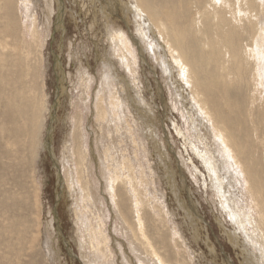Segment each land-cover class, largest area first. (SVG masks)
<instances>
[{
    "label": "bare ground",
    "instance_id": "obj_1",
    "mask_svg": "<svg viewBox=\"0 0 264 264\" xmlns=\"http://www.w3.org/2000/svg\"><path fill=\"white\" fill-rule=\"evenodd\" d=\"M34 1L15 2L17 6L23 5L26 11L25 18L28 23L25 22L26 25L22 27L17 25L18 22L14 18V0H0V151L3 149L0 152V161L2 160L0 196L4 194L3 198L6 200L9 197L6 172L9 173L10 169L13 172L15 167L19 169V163L13 166L16 164L14 160L16 158L12 156L20 155L18 147L22 146V155L28 152L29 158L34 161L43 124V108L40 101L44 97L40 99L38 94L43 90L42 85H39L42 79L39 61L42 43L39 42L41 37L36 17L39 1ZM129 2H132V5L127 2L123 9L128 12L126 14H132L134 17L137 26L134 28L139 40H135V43L132 41V46H125L126 53L121 52L122 55L125 58L130 54L136 56L137 48L134 46L138 45L140 54L137 55L142 57V45L145 44L149 47L151 57L158 62L168 79L175 76L173 85L176 87L177 82H180V89L176 91L177 98L190 102L187 109L181 101L182 110L187 115L188 123L195 130L197 143L201 145L202 153L198 148L200 154L198 158H201L204 169L217 186L218 190L212 189L219 192L221 209L223 213H227V208L233 209L237 213L235 214L237 224L247 230L249 235L247 243L251 247L250 252L244 248L247 262L254 264L252 258H255L257 264H264V91L262 93L257 88V84L261 82L256 73L258 64L264 60L262 42L264 17L262 13L258 14L257 2L255 0H129ZM260 7L264 8L262 4ZM34 9L37 12H34ZM261 12L264 14V11ZM44 13L45 23L48 25L51 4L46 0ZM113 31L107 32L109 46L112 42L123 43L124 40L122 42L121 39L125 34ZM124 44L129 45L127 42ZM116 46L115 44L111 46V52L117 50H114ZM157 49L164 53L163 61H157ZM129 51L132 53L129 54ZM100 62L103 73L99 76L98 88L93 95L94 118L90 124L93 132L88 130L91 135H95L93 140L98 141L100 148H97L95 155L92 147L89 148L92 152L86 147L88 140L86 141L87 133L83 125L87 116L85 113L90 107L89 99L93 97L90 96V92L87 94V89L92 90L96 79L95 76L93 78L89 76L87 71L79 72L81 74L79 88L85 96L82 98L81 94L80 102L83 103L76 104L81 108L76 109L79 111L75 114L74 123L71 122L73 123L69 136L71 144L68 142L64 144L67 159L71 158L70 154L73 155L76 165L77 178L66 175V185L71 197L73 199L76 197L77 201L75 203L77 205L73 206L81 229L78 230L81 238L77 243L80 252L82 251V261L86 264H116L115 253L121 254L122 249L116 242L119 240L113 236L114 233L112 234L115 232L125 238L126 249L142 264H189L186 259L190 257L180 240L178 229L171 226L170 245L164 237L163 232L165 230L166 234L172 217L160 204L163 202V199L160 201L158 198L160 195L158 194V197L152 195V188H156L157 181L154 179L155 173L150 160H142L144 163L141 161L143 158L141 155L146 156L148 149L143 139L142 142L136 138V132L140 133L139 127L142 124L145 130L144 138L151 137V127L147 129L144 124L153 116L152 112L148 107L146 116H137V121L132 116L128 118L130 110L127 108L131 106L138 113L139 109L134 106L143 107V104H139L140 98L129 96L130 84L118 79L108 54ZM127 66H124L125 71H128ZM262 78L261 75V80ZM115 82L120 83V87L116 86ZM135 94L138 95V92ZM19 103L21 106H16ZM111 116L115 117L118 123L124 124V127L117 124L122 127L121 130L118 127L113 132V128L110 127ZM112 120L114 121V118ZM137 122L139 124H136ZM123 132L131 145L130 150L127 149L128 146L123 145L125 142L123 143L119 137ZM152 139L154 138L151 137ZM9 147L12 149L9 150ZM93 158L98 159L95 163L96 176L92 174ZM64 161L65 165L69 164L68 160ZM238 178L245 181L243 184L247 193L246 200L250 201L251 211L254 209L257 217H253L255 213L249 214L246 204L244 205L235 194L236 186L240 182L236 181ZM18 181L16 177L20 187ZM32 201L35 203L34 197ZM16 204L18 207V202ZM6 210H10L9 206L3 211ZM146 210L151 211V216ZM23 222L21 220L24 231L32 230L33 220L27 218V224ZM9 251L10 247L7 252ZM120 254L117 256L120 263L129 264L127 255ZM172 259L174 260L171 262Z\"/></svg>",
    "mask_w": 264,
    "mask_h": 264
},
{
    "label": "rangeland",
    "instance_id": "obj_2",
    "mask_svg": "<svg viewBox=\"0 0 264 264\" xmlns=\"http://www.w3.org/2000/svg\"><path fill=\"white\" fill-rule=\"evenodd\" d=\"M16 1L14 0L13 7V13H15L14 18L18 22L17 25L24 27L28 23V20L25 18L26 11L23 5L20 4L19 6L18 4L17 6ZM35 1H39L36 8L38 12L36 9L33 11L37 12V24L41 37L39 38V42L42 43V48L39 52L42 79L39 81V85H42L43 90L42 92H38V94H40V99H42V96L44 97L40 101L43 108V124L38 139L37 156H35L34 161L29 158L28 152L22 155V146H20L18 147L20 155L17 157L12 156L16 158L14 159L16 164L13 166L19 163V169L15 167L13 172L10 169L9 173L11 174L6 172V176H8L7 188H9V197L6 200L4 199V194L0 196V201L4 199L0 204V207H4H2L3 209L0 208V264H86L82 261V251L80 252V247H78L81 238L79 231L81 229H79V221L74 212L75 206L77 205L75 204L77 202L76 197L74 199L71 197L66 185V175L70 178H77L76 165L72 157L73 155L70 154L71 158L69 157L67 159L68 156L64 153V144L65 142H71L69 136L72 131V124L74 123L75 114L79 111L76 109L81 108L76 104L78 102V104L83 103V101L80 102L83 94L79 88L81 84V74L79 72L87 71L92 78L95 76L94 79H96L92 85V90L89 91L87 89V94L90 92V96H93L98 88L97 81L100 79L99 76L103 73L100 61L104 60L107 54L114 65L113 69H115L118 79L130 84L129 96L131 98H140L139 104H143V107L142 105L134 106L139 109V114L131 106L127 108L128 111L130 110L127 114L128 118L132 116L137 121L138 117L146 116L148 107L153 115L149 117L147 114L149 120L144 124V127L147 129L151 127L153 141L151 137L147 136L144 138L145 130L141 123L142 127L141 125L139 127L140 133L136 132V138L143 139L145 143L143 144L148 149L146 156L144 154L141 155L143 157L141 161L145 159L150 160L152 170L155 173L154 179L157 181V185L156 188H152V195H160L159 197L157 196L160 201L163 199V202L160 204L163 205L162 207H164L165 211H168V215L172 217L170 219V223L172 224H168L170 229L167 228L166 234L165 230L163 232L168 244L169 241L171 243L170 235L172 233L170 230L172 226L176 227L181 235L180 240L184 244L190 257V259H186V262L189 264H249L246 260V253L244 252V248L247 252H250L251 249L247 243L249 235L247 230L245 231V228L243 229V227L237 224L238 222L235 217L237 213L233 209L227 208V213H223L221 209L217 186L204 169L200 160L201 158H198L200 157L198 148L202 153L201 145L197 143L195 130L188 123L187 115L182 110V104L184 103V106H186L184 108L188 109L190 102L177 98L176 91L180 89V82H177L176 87L173 85L175 76H171L168 79L162 72L158 62L151 57L152 54L148 50L149 47L145 44L142 45L144 57L137 55L140 54L138 45H133L135 49L137 48L136 56L130 54L132 52L129 51V54L132 56L128 55L129 57L127 56L125 58L121 53H126L125 46H132V41L135 43V40H139L135 31L137 26L134 23V17L132 14H126L128 12H126L125 8L123 9L128 3L132 5V2H129V0H46L48 4H51V15L47 25L44 18V0ZM116 1L120 2L115 4L117 3ZM255 1L257 2L256 8L259 9L258 14L260 15L262 13V17H264L263 12H261L264 11V8L260 7V4L264 6V0ZM259 1H262V3ZM253 25L255 27V22H253ZM110 30L123 32L122 34L125 35L121 40L122 42L124 40L129 45L116 40L119 43L112 42L111 46L114 44L117 45L114 49H117V52H111L110 42L107 40V36H109L107 32ZM25 35L27 37L26 32ZM263 39L264 32L262 34V42L264 44ZM158 50L157 56L158 58H162H157V61H163L164 53L161 49L159 50L160 52ZM34 51L38 50L34 49ZM263 61L258 64V71H256L257 77L260 78V82L262 83L257 84V88L262 93L264 91V82H262V80L264 81ZM129 62L131 64H128ZM124 63L126 66L128 65L127 69L129 72L125 71ZM261 75L263 77L262 80ZM116 86L120 87V83L116 84ZM136 92H138V95L135 94ZM89 101L90 107L85 113V116L87 114L89 117L86 116L84 118L85 124L83 127L88 137H86V141L88 140L87 150L91 151L92 149L93 153L96 152V155L97 148H100L98 146L99 144H97L98 141L93 140L95 135L93 136L88 132V130L93 132L91 130L93 127L91 126L90 128V124L94 118V110L92 108L94 96ZM16 106H21V103L16 104ZM113 118L114 121L112 120ZM110 120V127L113 128V132L118 127V129L124 127V124L118 123L115 117L111 116ZM126 120L127 118L125 117ZM141 121L144 123L142 119ZM117 124L122 125V127ZM136 124H139V122ZM123 135L124 132L119 135L122 138H120L121 141L123 143L125 142L122 144L126 147L128 146L127 149L129 148L128 150H130L131 145L128 142L129 140ZM115 143L117 144L118 141ZM11 149L12 147H9V150ZM93 149L96 150L94 151ZM2 151L3 149L0 152ZM18 160L20 161L18 162ZM64 160H68L69 164L65 165L66 162ZM96 160L98 159L95 158L93 161V176H96L97 173ZM143 161L142 163H144ZM236 169L238 170L239 168ZM238 172L241 173L240 169ZM16 177L19 180L20 187H18ZM242 179L238 178L236 180L238 182L240 180V182L236 186L235 194L243 201L244 205L246 204V210L251 215L255 211L253 208V211H251V203L246 200L247 193L245 191V185L243 184L245 181ZM75 181L78 184L77 179ZM230 191L232 192V190ZM33 197L35 203L32 201ZM16 202L19 204L18 207ZM7 206H9L10 210L3 211ZM54 211L57 218L54 216ZM143 211H145V208ZM146 213L151 216L150 210H146ZM31 214L34 216H30ZM257 216L255 213L253 217ZM27 218L30 221L33 220L34 223L32 224V230L30 229L29 232L24 231L21 223V220L26 223ZM24 222L23 224H25ZM18 223L19 227L17 226ZM107 223L109 224L110 221ZM112 234L121 242L120 244L119 241H116L119 243L120 249H122L121 254L125 253L127 255L129 264H142L126 249L125 238L121 234L117 235L115 232H112ZM17 235L19 236L17 237ZM10 237L11 239H8ZM8 247H10L9 252H7ZM44 248L45 250H43ZM118 253H115L116 264L120 263L117 257L120 253ZM173 253L175 252L173 251ZM252 259L254 264L258 263L257 260H254L255 258Z\"/></svg>",
    "mask_w": 264,
    "mask_h": 264
},
{
    "label": "water",
    "instance_id": "obj_3",
    "mask_svg": "<svg viewBox=\"0 0 264 264\" xmlns=\"http://www.w3.org/2000/svg\"><path fill=\"white\" fill-rule=\"evenodd\" d=\"M54 216L57 218L56 214H55V211H54Z\"/></svg>",
    "mask_w": 264,
    "mask_h": 264
}]
</instances>
